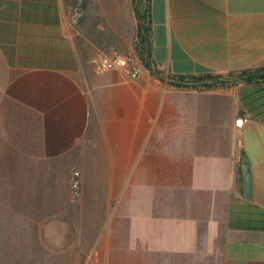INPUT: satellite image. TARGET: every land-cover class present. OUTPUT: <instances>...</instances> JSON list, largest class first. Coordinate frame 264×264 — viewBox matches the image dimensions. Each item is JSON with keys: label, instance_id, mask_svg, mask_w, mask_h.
<instances>
[{"label": "crops", "instance_id": "obj_1", "mask_svg": "<svg viewBox=\"0 0 264 264\" xmlns=\"http://www.w3.org/2000/svg\"><path fill=\"white\" fill-rule=\"evenodd\" d=\"M100 4L95 16L64 0H0V197L14 237L40 264L75 246L83 262L197 264L215 245L221 264H264V233L228 228L232 203L264 209V122L241 114L242 85L178 88L142 65L136 78L96 73L98 52L135 56L137 31L131 0ZM151 25L166 74L264 67V0H151Z\"/></svg>", "mask_w": 264, "mask_h": 264}, {"label": "trees", "instance_id": "obj_2", "mask_svg": "<svg viewBox=\"0 0 264 264\" xmlns=\"http://www.w3.org/2000/svg\"><path fill=\"white\" fill-rule=\"evenodd\" d=\"M70 9H77L83 15L86 8L84 1L64 0ZM132 10L136 18L137 31L133 43L135 56L141 65L156 79L167 85L178 88H230L242 85L240 98L242 101L241 114H250L253 118L264 122V67L245 69L231 72L227 75L204 74L199 76L169 75L159 70L154 62L152 52L151 0H131ZM228 228L232 230L258 231L264 233V209L251 203H232L229 208ZM28 245V244H26ZM34 245L24 248V256L14 257L10 254L8 264H40L34 255L39 250ZM27 254V255H26ZM56 264V263H54Z\"/></svg>", "mask_w": 264, "mask_h": 264}, {"label": "rangeland", "instance_id": "obj_3", "mask_svg": "<svg viewBox=\"0 0 264 264\" xmlns=\"http://www.w3.org/2000/svg\"><path fill=\"white\" fill-rule=\"evenodd\" d=\"M86 2V8L85 11H87L90 15H97L99 13L105 12L106 9H102V4H100L101 0H81ZM68 10L72 13H79L80 11L77 9H70ZM7 198V202H6ZM5 199V201H4ZM11 197H0V264H8L9 262V256L10 254L14 253V257L17 258H27L24 256V250L23 248L28 247L29 245H24L19 242V236L16 239L14 237L15 229L13 227L14 223V216L13 212L11 210ZM18 240V241H17ZM216 248L219 249V251L216 252L213 251L212 258L211 259H204L203 256H208L204 254V252L198 251L197 253V260L195 261L197 264H221L220 260V248L218 245ZM74 252H64L62 255L65 257H68L67 259L62 260H56L55 258L51 260V264H155L156 261L151 260H135V261H129L125 258H119V259H107V260H86L82 261L80 259H74V255L80 256L83 251L84 247L82 246H75L73 248ZM55 257L57 255L55 252L52 253ZM27 255V254H26ZM113 255H125V252H118L116 254L113 253ZM168 258L163 261V264H184L186 261H181V259H173L172 254L168 253ZM42 262V261H39ZM192 264V259H191ZM45 263V262H44Z\"/></svg>", "mask_w": 264, "mask_h": 264}, {"label": "built area", "instance_id": "obj_4", "mask_svg": "<svg viewBox=\"0 0 264 264\" xmlns=\"http://www.w3.org/2000/svg\"><path fill=\"white\" fill-rule=\"evenodd\" d=\"M89 63L96 73L122 70L131 78L138 76L141 66L136 56L120 53L105 54L98 52L90 58ZM242 121L243 119H238L236 125L241 126ZM70 183L74 196L78 197L81 190V179L78 171L73 172Z\"/></svg>", "mask_w": 264, "mask_h": 264}, {"label": "water", "instance_id": "obj_5", "mask_svg": "<svg viewBox=\"0 0 264 264\" xmlns=\"http://www.w3.org/2000/svg\"><path fill=\"white\" fill-rule=\"evenodd\" d=\"M242 175H243V184H244V195L246 199H250V172L248 164L244 162L242 164Z\"/></svg>", "mask_w": 264, "mask_h": 264}]
</instances>
